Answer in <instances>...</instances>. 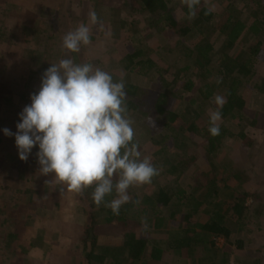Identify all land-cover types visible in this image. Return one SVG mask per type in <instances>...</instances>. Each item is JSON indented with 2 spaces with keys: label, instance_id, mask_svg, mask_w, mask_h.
I'll list each match as a JSON object with an SVG mask.
<instances>
[{
  "label": "rangeland",
  "instance_id": "rangeland-1",
  "mask_svg": "<svg viewBox=\"0 0 264 264\" xmlns=\"http://www.w3.org/2000/svg\"><path fill=\"white\" fill-rule=\"evenodd\" d=\"M174 1L179 4L175 17H181L183 0ZM204 2L208 4V8L214 6L213 11L218 13L216 27L222 22L229 6L222 0ZM127 3L128 0H0V206L4 207V213H0V264H29L24 259L26 255L22 254L23 251L17 245L20 235L25 232L32 237L25 241V245L29 242L33 245L29 253L36 264H82L79 257L67 255L71 248L76 247L78 240L72 216L75 199L64 192L67 190L64 185L63 195L57 196L60 201L58 205L49 191L44 192L43 197L40 196L37 201L33 199L35 204L26 197L18 196L21 190L27 189L21 174L26 178L27 169L40 170L36 156L39 149L38 146L34 147L27 161H22L15 135L6 136L3 131L7 128L12 133L17 132L19 114L26 105L31 104V95L39 91L45 70L51 64H58L61 59H72V52L63 48V38L81 23L91 30V43L82 45L81 50L87 61L90 60L94 66L111 75L123 77L128 71L123 59L141 51L166 70L165 76L170 83L179 80V84L175 83L176 87L172 84L169 104L164 108L181 115V119L172 127L176 131L184 127L185 137L184 146L170 140L167 152L164 153L159 140L165 132L156 107L163 104L164 96L169 93L168 87L152 72L148 71L145 76L132 75V82L148 93L140 109H143V114H139L137 120L134 115L129 117L134 122L135 139L139 143L141 158H151L153 165L160 166L161 170L150 184L129 189L132 200H139L140 203L130 202L132 206H129L124 215L128 220L127 225H121V222H99L95 231L108 236H120L131 231L138 237H143L147 246L141 259L135 261V264H193L182 252L178 253L167 247V233L182 229V225L186 223L181 214L186 211H178L175 205L172 208L163 207L158 197L161 190L172 195L178 190L190 191L198 186L200 189L197 194L200 193V196H197L205 200L206 210L204 209L201 217L202 221L207 222L214 211L225 209L224 202L238 205L236 197L240 201L245 200L244 205L249 209L244 229L237 234L242 240L241 249L236 244L230 245L231 241L225 236H213L207 239L209 245H206V251L212 246L226 250V261L222 257L224 264H246L254 260L258 264H264V90L258 92L253 89L252 84L242 86L240 93L247 103L242 115L247 127L241 129L236 123L222 118L218 122L220 134L217 138L220 142L216 140L214 144L219 145V149L216 154L210 153L213 137L208 130L209 120L210 113L216 109L209 105L199 111L198 118L184 114V104L190 99L185 96L186 92L179 91L183 82L178 69L190 60L182 53V47L178 43L181 38L165 30L158 31L156 25L149 24L146 17L141 13L136 14ZM234 6L242 12L243 19L252 17V12L247 10L242 0H234ZM93 10L97 13L100 24L90 23L89 12ZM130 17L140 20V24L131 26ZM29 25L30 29H25ZM211 37L218 48V38ZM167 44L172 45L174 53L167 52ZM245 45L246 41L241 42L231 54L237 56L246 48ZM178 59L180 61L177 62ZM23 61L29 64H22ZM14 64H17L15 68L12 67ZM257 69L255 78L264 83V53L259 57ZM217 95H225L221 87ZM191 123L197 130H189ZM174 154L187 171L172 174L168 173V168L162 167L166 163L161 160L167 155L172 159ZM190 156H196V161H191ZM224 171L234 175L226 184L228 195L233 189L236 191L233 198H214L213 194L209 198L203 197L202 190L209 186L213 176L218 174L221 177ZM16 196L22 201L16 202ZM157 212L161 213L160 220L155 215ZM31 213L35 214L34 221L37 224L33 225L32 232H28L27 218ZM43 214H46L47 222L44 217L39 219ZM142 219L146 221V230L141 223ZM228 225L231 223L228 222Z\"/></svg>",
  "mask_w": 264,
  "mask_h": 264
},
{
  "label": "trees",
  "instance_id": "trees-1",
  "mask_svg": "<svg viewBox=\"0 0 264 264\" xmlns=\"http://www.w3.org/2000/svg\"><path fill=\"white\" fill-rule=\"evenodd\" d=\"M224 1L229 6V9L225 8L227 13L222 22L216 27L215 20L218 17V13L211 11L209 14H206L208 4L204 0H201L196 16L193 19L188 18V8L183 3L182 16L175 17L176 7L179 4L174 0L173 2L171 0H128L127 6L131 7L136 14L141 13L143 17H146L149 24L156 25L155 28L158 31L165 30L181 38L178 43L182 47V53L186 59L190 60L178 69V74L182 75L181 80L183 82V87L179 91L186 92L185 96L190 99L184 104V107L186 106L184 114L195 115L198 118L200 116L199 111L204 110L205 107L210 105L213 109H216L217 106L214 100L212 101L211 99H214L217 92H219V87H221L222 91L225 92L224 97L227 100L221 110L222 118L236 123L241 129H245L247 126L242 114L246 110L247 103L240 93L242 86L252 84L253 89L256 91L264 90V83L258 82L255 78L259 57L264 53V0H242L247 10L252 12V17L250 16V18L245 19L242 18V12L234 6V0H222V2ZM135 23L139 25L140 20L130 17L129 24L133 26ZM27 28L30 29V25L25 27V29ZM211 36L218 38V44H220L218 48ZM183 41L187 43H181ZM243 41L247 43L245 45L246 48H243L237 56L235 54L232 55V51ZM171 46V44H167L166 50L169 53H174V48ZM140 57L144 59L141 60ZM72 59L76 63H91L90 60L87 61L82 50L79 53H72ZM123 63H125L126 69H128L127 73L123 77L116 76L115 74L112 76L114 81L123 80L125 83L128 116L132 117L134 115L135 120H137L139 114H143V109H140L142 101H144L146 94H148L138 84L132 82V75L145 76L148 71L152 72L159 81H162L168 87L167 92H169L165 95L166 97L164 96L165 100L163 104L156 107L158 115L161 116L160 123L165 132L159 140L161 141V146H163L162 150L164 153L167 152L166 147L170 140L184 146V127L178 131L172 127V125L178 123L181 115L174 110L164 108L165 105L169 104L168 99L171 97L172 84L176 87V84H179V80L176 79L170 83L165 76L166 70H163L158 62L152 58H148L141 51L126 56L123 59ZM22 64L29 63L23 61ZM16 66L17 64H14L12 67L15 68ZM190 129L197 130L192 123L190 124ZM216 138L217 136L211 139L210 145L213 151L210 150V153L215 152L216 154L219 149V145H214L215 141L219 140V138ZM164 153L161 152V154ZM189 159L196 161L197 157L190 156ZM161 161L166 163L162 167L168 168V173L174 174L175 172L183 173L187 171V168L183 167V164H180L181 161H179L178 156L175 154L172 159H169L167 155ZM157 168L161 170L160 166ZM26 174V178L23 174L20 177L25 181L27 189L21 190L18 196H21V198L26 197L33 203V199L37 201L40 196L43 197L44 192L49 191V194L54 195L57 205L60 203L57 196L63 195V185L56 182L54 174L42 175L40 170L31 169H27ZM225 175H227L226 178ZM232 176L234 175H231L229 171H224L221 177L216 174L210 180L209 186L204 188L201 194H203V197L208 198L213 194L214 198L232 199V195L236 191L233 189L232 193L228 195V186L226 185L233 178ZM199 189L200 187L198 186L192 188L190 191L181 189L172 195L164 190L160 191L158 201L163 207L172 208L175 205L178 211L181 209L186 211L181 214L182 219L186 223L182 225V229L174 233H167V247L178 253L182 252L193 264H224L222 257L226 261L224 255L226 250L212 246L206 251V245H209L207 239H211L213 236H225L229 242L231 241L230 245L236 244L241 249L242 240L237 237V234L244 229V225L246 224L245 218H247L249 209L244 205L245 200L240 201V198L236 197L238 205L224 202L225 209H221L218 212L214 211L207 222L202 221L201 217L206 209L205 200L202 197H198L200 196V193L197 194V190ZM93 190V187H89L84 190L83 194L70 190L64 191L75 199L72 207L75 211L72 213V216L77 227L76 238L78 239L76 247L71 248L72 250L67 252V255L74 258L79 257L82 260V264H96L97 262L108 264L109 261L111 264H135V261L141 259L147 246V241L143 237H138L137 234L131 231L120 236L102 235L95 231L96 225L99 222H109L110 224L121 222V225H127L128 220L124 218V215L129 206H132V203L129 202L122 205L117 216L105 204L98 206L94 202L92 198ZM115 197L116 193L113 192L105 200L111 201ZM14 200L16 202L22 201L17 196L14 197ZM0 213H4V207L2 206H0ZM155 215L158 220L161 219V213L157 212ZM34 216L35 214L31 213L27 218L28 232H32L34 230L33 225L36 226L37 224V221H34ZM42 217H44L45 222L48 221L46 214H43L39 219L41 220ZM228 222L231 223L230 226ZM42 224L45 225V223ZM25 233L19 234L20 239L17 241V245H19L20 251H23L22 254L26 255L24 259L29 264H36L35 259H32L29 253L33 245L31 242L25 245V241L28 238L29 240L32 239V237ZM41 233L42 228L39 231L40 235ZM196 257H200L201 259H197ZM246 264H258V261L254 260Z\"/></svg>",
  "mask_w": 264,
  "mask_h": 264
},
{
  "label": "clouds",
  "instance_id": "clouds-1",
  "mask_svg": "<svg viewBox=\"0 0 264 264\" xmlns=\"http://www.w3.org/2000/svg\"><path fill=\"white\" fill-rule=\"evenodd\" d=\"M183 3L188 18H195L201 0ZM213 10L214 6L209 7L206 14ZM89 20L92 25L101 23L94 10L89 12ZM90 43L91 30L84 23L63 38V48L72 53H79L82 45ZM30 99L31 104L19 114L17 132L3 130L6 136L15 135L22 161H27L38 146L42 175L54 174L57 183L78 194L93 187L94 202L105 204L114 215L118 216L126 203H140L132 200L129 189L150 184L159 169L151 158H141L123 80L114 81L110 73L91 63L61 59L45 70L39 91ZM226 102L224 96L214 97L217 107L210 113L208 129L213 137L220 134L218 122ZM113 192L116 197L106 201ZM141 223L146 230V221Z\"/></svg>",
  "mask_w": 264,
  "mask_h": 264
}]
</instances>
